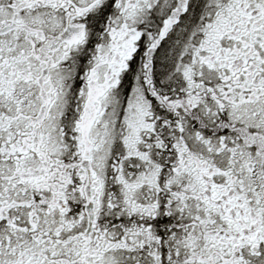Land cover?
I'll return each mask as SVG.
<instances>
[{
	"label": "snow or ice",
	"instance_id": "1",
	"mask_svg": "<svg viewBox=\"0 0 264 264\" xmlns=\"http://www.w3.org/2000/svg\"><path fill=\"white\" fill-rule=\"evenodd\" d=\"M0 264H264V0H0Z\"/></svg>",
	"mask_w": 264,
	"mask_h": 264
}]
</instances>
